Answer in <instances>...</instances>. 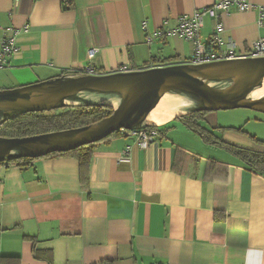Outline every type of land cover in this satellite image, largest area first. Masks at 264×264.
Listing matches in <instances>:
<instances>
[{
    "label": "crops",
    "instance_id": "1",
    "mask_svg": "<svg viewBox=\"0 0 264 264\" xmlns=\"http://www.w3.org/2000/svg\"><path fill=\"white\" fill-rule=\"evenodd\" d=\"M214 2L0 0V34L14 30L17 42L0 72L18 87L89 64L109 73L186 63L194 43L156 33ZM222 22L223 36L243 48L264 38L255 6L231 10ZM214 32L215 20L206 18L202 40ZM211 118L202 123L217 133ZM170 123L147 147L122 133L98 143L87 186L74 157L43 156L28 168L0 163V264H264V175L235 157L194 151L186 136L198 135L179 121L163 128Z\"/></svg>",
    "mask_w": 264,
    "mask_h": 264
},
{
    "label": "water",
    "instance_id": "2",
    "mask_svg": "<svg viewBox=\"0 0 264 264\" xmlns=\"http://www.w3.org/2000/svg\"><path fill=\"white\" fill-rule=\"evenodd\" d=\"M263 83L264 56H257L201 64L175 63L103 74L69 72L3 89L0 90V124L24 113L50 112L68 106L110 105L114 111L98 122L76 128L21 137L0 136V162L69 151L100 142L123 128L161 127L147 118L166 93L185 95L194 102L187 113L176 117L196 111L238 108L264 113V96L260 99L250 96ZM85 94L116 97L118 104L90 99Z\"/></svg>",
    "mask_w": 264,
    "mask_h": 264
},
{
    "label": "trees",
    "instance_id": "3",
    "mask_svg": "<svg viewBox=\"0 0 264 264\" xmlns=\"http://www.w3.org/2000/svg\"><path fill=\"white\" fill-rule=\"evenodd\" d=\"M154 62L164 63V61L158 60H155ZM97 74H103V72L98 71ZM113 111L114 107L110 105H79L68 106L51 112H28L19 116H15L0 124V136L21 137L47 133L57 130H64L69 128H76L98 122L101 119L110 116ZM207 113L208 111H196L193 113L176 117L174 121H179L181 124L184 125V127L194 132L201 138V140L205 144L225 149L233 157L242 161V163H244L249 170L264 175V151L249 149L228 143L220 135H218L213 130L207 128L202 123V121L205 120V116ZM152 127L156 128L157 126ZM157 128L160 129L161 134H163L167 130L164 129L163 126ZM219 128L223 129L222 127ZM120 134L121 131L118 130L104 138L102 141L109 140L111 137ZM252 137L256 139L255 136ZM256 141L260 142L261 144H264V141L258 139H256ZM100 142L83 145L65 152H53L46 156H68L76 158L80 164L82 181L85 186H87L89 180L90 163L94 155L95 148ZM36 159L37 158L26 157L18 158L9 162L17 163L22 168H28L33 165V162ZM210 163H214V161H208V166ZM109 263L110 262H103L102 264Z\"/></svg>",
    "mask_w": 264,
    "mask_h": 264
},
{
    "label": "built area",
    "instance_id": "4",
    "mask_svg": "<svg viewBox=\"0 0 264 264\" xmlns=\"http://www.w3.org/2000/svg\"><path fill=\"white\" fill-rule=\"evenodd\" d=\"M69 1V0H66ZM258 9V24L264 27V4L255 5L249 0H215L207 7L196 10L192 15H183L178 19V23L168 32L159 31L156 35L170 34L191 40L194 43V53L192 58L186 63L201 64L206 62L236 59L242 57L264 56V38H259L251 43L249 49L243 48L239 42L233 38L223 36L225 27L222 16L231 10L248 11L252 8ZM215 20V32L207 40L203 41L201 29L204 27L205 19ZM154 37L148 36L147 41L152 43ZM17 51L16 34L14 30H5L0 34V70L8 67L13 54ZM97 50L89 49V57L93 58ZM117 71H129L126 66ZM75 73L97 74V69L92 64L87 65L83 71H70ZM125 136L133 137L141 147H147L157 142L162 134L157 127H148L139 130L121 129ZM128 151V149H127Z\"/></svg>",
    "mask_w": 264,
    "mask_h": 264
},
{
    "label": "rangeland",
    "instance_id": "5",
    "mask_svg": "<svg viewBox=\"0 0 264 264\" xmlns=\"http://www.w3.org/2000/svg\"><path fill=\"white\" fill-rule=\"evenodd\" d=\"M5 71L0 72V90L15 88L16 83L11 82L3 78ZM51 112V111H50ZM213 117L217 116L216 123L221 128H216V131L221 136H227L228 139H242L254 141L253 143L258 144L264 148V144L256 141V139L264 141V113L252 109L238 108L229 110H216L208 111ZM209 125L207 122H205ZM210 123L212 121L210 120ZM171 127V123L164 126V129ZM179 128H181L179 126ZM191 134V133H190ZM194 134V133H193ZM252 136H255L254 139ZM186 139L190 147L199 153L207 156L217 157L218 159H232L233 156L221 147H214L210 145H203L202 141L196 136V139L192 135L186 136Z\"/></svg>",
    "mask_w": 264,
    "mask_h": 264
},
{
    "label": "bare ground",
    "instance_id": "6",
    "mask_svg": "<svg viewBox=\"0 0 264 264\" xmlns=\"http://www.w3.org/2000/svg\"><path fill=\"white\" fill-rule=\"evenodd\" d=\"M215 84V83H213ZM87 98L97 99L99 101H105L113 105L118 104L116 97L110 96H98L95 94H85ZM250 96L253 99H260L264 96V83L262 86L255 88ZM72 103H79L78 101L69 100ZM192 99L181 94L166 93L158 105L149 114L147 120L156 125H165L169 121L173 120L177 115L187 113L193 106Z\"/></svg>",
    "mask_w": 264,
    "mask_h": 264
}]
</instances>
